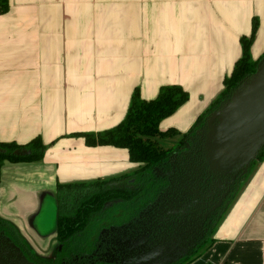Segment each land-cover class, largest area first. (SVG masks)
<instances>
[{"label": "crops", "instance_id": "obj_1", "mask_svg": "<svg viewBox=\"0 0 264 264\" xmlns=\"http://www.w3.org/2000/svg\"><path fill=\"white\" fill-rule=\"evenodd\" d=\"M0 14V142L40 136L41 160L0 168V218L30 250L54 258L57 185L133 175L128 150L86 145L126 115L138 88L154 99L176 84L188 100L159 123L178 144L222 92L249 36L264 54V0H8ZM12 238V237H11ZM16 240L15 238H12ZM184 264H264V158L256 160L224 210L210 243Z\"/></svg>", "mask_w": 264, "mask_h": 264}, {"label": "trees", "instance_id": "obj_2", "mask_svg": "<svg viewBox=\"0 0 264 264\" xmlns=\"http://www.w3.org/2000/svg\"><path fill=\"white\" fill-rule=\"evenodd\" d=\"M8 0H0V14L8 11ZM257 22L254 20L249 36L240 38L241 55L235 61L229 76L223 80L224 88L205 114L199 117L191 131L200 126L205 117L229 98L240 82L255 72L258 60H252L250 47ZM188 100V92L181 86L162 85L154 99L145 100L135 88L125 117L116 126L102 132H79L86 145H112L128 150L130 161L138 165L133 175H122L105 181L68 183L57 185V239L62 251L72 256L84 255L94 236V228L104 222H114L136 215L141 205L152 198L155 180L153 168L171 151L159 139L169 137L175 130H159V123L172 115ZM187 136L184 137L187 138ZM46 145L40 136L24 144L0 142V168L5 161L32 162L42 159ZM264 158V148L256 160ZM254 160L251 165L255 163ZM101 224L98 226L96 223ZM0 224L10 237L20 243L30 258L39 263L51 264L57 257L44 259L35 255L10 223L0 218ZM59 250V252H61Z\"/></svg>", "mask_w": 264, "mask_h": 264}, {"label": "flooded vegetation", "instance_id": "obj_3", "mask_svg": "<svg viewBox=\"0 0 264 264\" xmlns=\"http://www.w3.org/2000/svg\"><path fill=\"white\" fill-rule=\"evenodd\" d=\"M208 132L203 121L180 143L166 147L171 151L153 168L152 198L136 215L94 228L84 255L72 256L58 246L51 264H184L200 252L252 166L244 175L212 170ZM0 231L10 237L1 224Z\"/></svg>", "mask_w": 264, "mask_h": 264}, {"label": "water", "instance_id": "obj_4", "mask_svg": "<svg viewBox=\"0 0 264 264\" xmlns=\"http://www.w3.org/2000/svg\"><path fill=\"white\" fill-rule=\"evenodd\" d=\"M204 124L209 127L207 149L211 169L225 173L236 169L241 175L247 174L264 148V56L255 72L205 117ZM0 259V264H38L30 261L3 231H0Z\"/></svg>", "mask_w": 264, "mask_h": 264}, {"label": "rangeland", "instance_id": "obj_5", "mask_svg": "<svg viewBox=\"0 0 264 264\" xmlns=\"http://www.w3.org/2000/svg\"><path fill=\"white\" fill-rule=\"evenodd\" d=\"M164 141H165V140L161 141V145H162L163 147H171V144H169V143H167V142H164ZM45 209H46L45 212L47 213V219H48V220H53V221H54V217L56 216V213H57V206L55 205V203L50 202V203L47 205V207H46ZM118 220H120V219H118ZM104 223H107V221L104 222ZM96 224H97L98 226L101 225V224H98V222H97ZM210 241H211V238H208V239L205 241L204 246H202L201 250H202L203 248H205V247L210 243Z\"/></svg>", "mask_w": 264, "mask_h": 264}]
</instances>
